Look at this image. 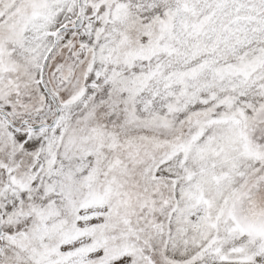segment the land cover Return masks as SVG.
Listing matches in <instances>:
<instances>
[{"label": "snow or ice", "instance_id": "1", "mask_svg": "<svg viewBox=\"0 0 264 264\" xmlns=\"http://www.w3.org/2000/svg\"><path fill=\"white\" fill-rule=\"evenodd\" d=\"M0 264H264V0H0Z\"/></svg>", "mask_w": 264, "mask_h": 264}]
</instances>
